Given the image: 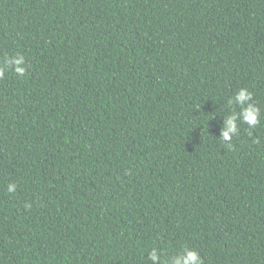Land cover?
Here are the masks:
<instances>
[{
    "label": "trees",
    "instance_id": "1",
    "mask_svg": "<svg viewBox=\"0 0 264 264\" xmlns=\"http://www.w3.org/2000/svg\"><path fill=\"white\" fill-rule=\"evenodd\" d=\"M16 55L0 264H264V0H0ZM241 87L259 123L225 142Z\"/></svg>",
    "mask_w": 264,
    "mask_h": 264
},
{
    "label": "clouds",
    "instance_id": "2",
    "mask_svg": "<svg viewBox=\"0 0 264 264\" xmlns=\"http://www.w3.org/2000/svg\"><path fill=\"white\" fill-rule=\"evenodd\" d=\"M7 68H12L19 76H24L27 71L25 57L23 55L5 57L3 63L0 64V77L4 75ZM252 101V93L243 87L228 101L230 105L234 103L240 105L241 111L238 114L234 111L226 117L220 135L223 141H231L232 137L239 131V123L247 124L249 129L254 128L259 123L260 109ZM6 188L8 193H15L17 186L14 182H11L7 184ZM149 258L161 264V256L158 254L157 248H152ZM166 264H203V261L198 250L185 247L181 253L176 254Z\"/></svg>",
    "mask_w": 264,
    "mask_h": 264
}]
</instances>
